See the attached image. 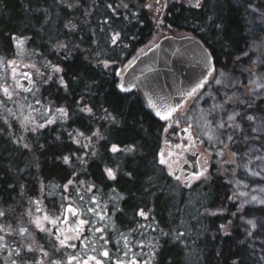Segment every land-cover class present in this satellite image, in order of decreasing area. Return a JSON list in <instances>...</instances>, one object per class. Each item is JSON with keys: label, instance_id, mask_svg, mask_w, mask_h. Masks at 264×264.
<instances>
[{"label": "trees", "instance_id": "trees-1", "mask_svg": "<svg viewBox=\"0 0 264 264\" xmlns=\"http://www.w3.org/2000/svg\"><path fill=\"white\" fill-rule=\"evenodd\" d=\"M145 2L78 0L70 12L54 0H0V86L3 63L15 57L13 36L25 41L24 54L44 77L28 99L35 130L0 119V211L24 207L40 191L45 208L56 214L65 199L74 204L86 223L58 262L92 256L101 264H264V201L252 199L264 196V159H256L264 158V127L255 125L264 121V0H201L197 9L173 4L160 18L164 30L199 39L215 71L236 81L211 92L223 112L240 114L231 122L239 128L202 140L208 175L190 192L157 165V154L177 133L174 124L156 121L133 92L117 87L119 73L155 43ZM109 3L118 6L115 13ZM58 42L65 47L56 49ZM83 105L93 114L80 112ZM61 107L67 117L57 114ZM76 132L83 133L79 143ZM113 145L119 151L113 153ZM259 163L262 170L255 171Z\"/></svg>", "mask_w": 264, "mask_h": 264}, {"label": "rangeland", "instance_id": "rangeland-1", "mask_svg": "<svg viewBox=\"0 0 264 264\" xmlns=\"http://www.w3.org/2000/svg\"><path fill=\"white\" fill-rule=\"evenodd\" d=\"M54 1L59 5H64V7L69 9L70 12L78 8L77 7L78 0H54ZM149 2L153 3L152 10L147 9L144 6L143 7L148 12L151 21L154 24L155 35L153 40L155 41V43L159 39L165 36H173L176 38L188 36L184 33L175 30L173 31L164 30L159 23L162 14L169 7L173 6V4L188 6V0H179V2H177V0H160L159 4H156L155 0H146L145 4ZM68 4H73L75 6L69 8L67 6ZM161 5H163V7H161ZM156 9H159V11H156ZM12 61H15L14 65L10 63ZM1 70L3 71L1 78V80L3 79L2 86L3 87L12 86L10 87V91L12 90V88L15 87L16 80L19 81L21 79L27 80V78L24 77L23 75L25 73H27L28 76H30L32 82L29 83V80H27L29 83V88H28L29 91H24L23 85H22L23 88H16L11 100L7 99L3 95L2 90H0V119L4 123H7V121L13 119V121H16L18 123L20 129L23 132H26V130H32L35 127V118L33 113L34 111L31 109L30 100L28 101V99H31V97L35 95L37 87L44 82L42 80L44 79V77L40 73L42 71V68L33 64L32 62H29L24 52L20 53L19 50L16 49L15 57L11 60L5 61L2 65ZM124 70H122L119 73V81H120V76ZM13 71H15V77L13 76ZM217 80H220L223 85L228 87L234 86L236 84V81L233 80L232 78L229 77L224 78V75L221 71H214V74L209 78L208 82L204 85L205 89H203L204 88L203 87L202 88L203 91L201 92L199 91L190 100H188L185 106L179 112H177L173 117L172 123H178L180 125L179 129L187 128L189 127V125H191V127H189V133L194 144L191 145L190 152L191 153L197 152L200 154L199 169L201 170V172H203V175H200V177L198 178H194L193 176L187 179L189 183L187 189L188 192H190L191 189L195 187L198 183L205 181V178L208 175L207 173L209 167V164L207 162L208 156H206L202 148L201 145L202 140L204 139L205 141H208L209 135H211L214 138L222 134L223 131L227 129V127L225 129L216 128V125L220 123L222 119L223 121L227 122V115L230 114L228 111L224 110L225 112H223L221 108L217 107L219 102L216 100V97L211 92L213 86L217 85L216 83ZM47 81H49L48 78ZM221 82L219 84H221ZM9 109L12 110L11 115L8 112ZM57 114L60 115L59 113ZM25 117H28L29 119L25 121L24 120ZM259 119L256 120L255 125L259 129H262L264 127V121L262 119L260 120ZM204 122L205 125L202 126V123ZM179 129H177V132ZM213 129L215 130L214 134L212 132ZM195 141H198L199 144H195ZM177 143H178V136L176 133L174 137L173 136L170 137V140L166 144L165 148L161 151L162 157L166 159V163L161 166L162 167L161 169H163L164 173L171 179L173 172L176 171L185 163V160L180 158V152L176 151L175 148L173 149L171 147L172 145H177ZM225 158L228 159V156H226ZM253 163L254 162H252V164ZM254 166H255L254 169L255 171L262 170L259 167L260 163ZM261 167H263V165ZM224 170L226 169H222V171ZM170 171L172 173L171 175L169 174ZM183 181L184 180L182 174L180 175L179 179L174 180V182L178 185L179 188H182ZM42 195L43 193L42 191H40L35 198H32L31 200L26 202L24 207L8 208L3 211L5 215L0 216V226L3 227V230H0V236L4 237V240L0 241V243H3L5 245L3 249H0L1 264H10L11 259H17L19 264L20 257H16L14 254L12 257L8 256L9 251L13 248L22 251V254L24 256L29 257L30 258L29 264H32V261L34 260H42L44 264H51L52 260L58 261V257L61 255L60 253L61 249H64L70 246L71 244H74L77 241V239L75 238L65 240V244L67 246L62 247L59 244V241L57 240L55 235H49V233L41 232L39 231V229H37L33 221L37 217H40L43 226L51 229L53 233L57 231V228L63 230V235H61L60 237L61 239H64L65 235L73 236V233L70 231V229H67L66 226L65 227L61 226L60 221L57 222L56 226H53L52 224L43 221V217L45 215H48L50 218L60 217V220L62 221L64 207L61 209V211L58 214L52 212L51 210L45 208L43 204ZM259 197L260 199L256 198V202H263L264 196L261 194V196ZM37 201L39 202V205H37L36 203ZM67 204L72 205L74 208H76L74 204L70 203L69 200L65 199V205ZM37 207L40 208V211H37ZM78 220L80 219L78 218ZM83 226H85V224ZM20 227H25L28 229V232L23 237L19 234ZM29 245L33 247L34 251L27 252V247ZM45 251L48 253V257L43 256V252ZM68 260L69 259H66L63 262H58V264H67ZM83 261H81L80 264H83ZM73 264H75V261L73 262Z\"/></svg>", "mask_w": 264, "mask_h": 264}, {"label": "water", "instance_id": "water-1", "mask_svg": "<svg viewBox=\"0 0 264 264\" xmlns=\"http://www.w3.org/2000/svg\"><path fill=\"white\" fill-rule=\"evenodd\" d=\"M194 4L195 0H188L189 8L197 9L198 7H194ZM214 71V59L199 39L193 36L181 38L165 36L128 65L120 76L119 84H123L129 90L125 92H121L119 88L118 90L125 95L133 92L146 113L160 123H168L173 120L174 115L185 106L186 102L201 91L203 87L190 97L185 96L184 93L190 91L201 80L206 81L204 86ZM28 77L30 78V76ZM27 80L29 79L27 78ZM27 80L21 79L19 81L24 88H29ZM149 100L157 107L166 108L176 104H181L182 107L172 114L170 120L164 121L156 116L155 110L149 106ZM174 127L179 129V124L174 123ZM185 129L188 130L185 131ZM188 133L189 127L179 129L177 132L178 139H183ZM195 144H199V142L195 141ZM184 157L185 163L173 172L172 179L175 180L182 174L184 180L182 188L186 190L189 185L187 179L196 177L198 173H201L198 165L200 154L197 152L186 153ZM162 158V153L159 152L157 165L160 167L166 163L165 158H163L165 163L160 162ZM68 207L74 208L69 204L63 208V217L67 215L68 222L67 224H60L71 229L78 220L79 212L74 208L77 212V215L74 216L66 211ZM89 264H95V262L91 260Z\"/></svg>", "mask_w": 264, "mask_h": 264}, {"label": "snow or ice", "instance_id": "snow-or-ice-1", "mask_svg": "<svg viewBox=\"0 0 264 264\" xmlns=\"http://www.w3.org/2000/svg\"><path fill=\"white\" fill-rule=\"evenodd\" d=\"M159 2H160V0H155V3H156V4H159ZM67 6H68L69 8H72V7H74L75 5H73V4H68ZM193 6H194V7H199V6H200V0H195V4H194ZM116 7H118V6H114L112 3H109V4H108V8L111 9L114 13L116 12ZM123 7H124L125 9H127V8H128V4H127V3H124V4H123ZM144 7H146V8L149 9V10H152V9H153V3H152V2H149V3L145 4ZM161 7H163V5H161ZM156 11H159V9H156ZM106 22H107V21H106ZM66 27L69 28L70 31L74 30V28H75V26L72 25L71 23H69L68 25H66ZM217 27H220V26L217 25ZM118 35H119V34L117 33V34H114V35L112 36V43H113V44H115V43L117 42ZM12 39H13V41H14V43H15V46H16L17 49L19 50V52L22 53V52H23V45H24L25 41H24L23 39H19V38L15 37V36H13ZM55 47H56V49H63V48L65 47V44H64L63 42H58V43L55 45ZM10 63H11L12 65H14V64H15V61H12V62H10ZM104 65H105L106 68L108 67L107 62H104ZM50 66L52 67L53 72L58 73V72H61V71H62V69H61L60 67H58V66H54V65H50ZM37 71H38V70H37ZM23 75H24L26 78L29 79V83L32 82L31 79L28 77V74H27V73H25V74H23ZM41 75H42V74H41ZM13 76L15 77V71H13ZM51 79H52V77L49 76V77H48V80H51ZM205 82H206L205 80H201V81H200L199 83H197V84L195 85V87H193L190 91H186V92L184 93V95H185V96H188V97L192 96L193 94L196 93V91H197L199 88H202V87H203V84H204ZM220 82H221L220 80H217V81H216L217 84H219ZM59 84H60L61 87H64L65 89H67V84L65 83V80H64L63 77H60V79H59ZM10 87H12V86H8V87L0 86V90H2L3 95H4L7 99H9V100L12 99L13 94H14L16 88H23V86L20 84L19 80H16V81H15V87L12 88L11 91H10ZM117 87L120 89L121 92H125V91H128V90H129V89L125 88V87L123 86V84H119V85H117ZM23 90H24V91H29L28 88H23ZM229 99H230V98H229ZM227 102H228V101L226 100L225 103H227ZM149 106L152 107V108L155 110V114H156V116L159 117V119L164 120V121H168V120H170L171 117H172V114H173L175 111H177L178 108L182 107L181 104H176V105H174V106H173V105H169V106H167L166 108L163 107V106H162V107H157V106H156L151 100H149ZM217 107H221V106L218 105ZM56 111H57L61 116H63V117H67V115H68L67 111H66L64 108H62V107H61V108H57ZM79 111L82 112V113L88 114V115H92V114H93V109L90 108V107H88L87 105H83V106H81L80 109H79ZM8 112H9L10 115L12 114V110H11V109H9ZM105 112H106V114H107V109H105ZM107 115H110V114H107ZM239 115H240L239 113L228 114V115H227V122L223 121V119H222L221 122L218 123V124L216 125V128H217V129H225L226 127H234V125H233L232 123H229V122H234V121L236 120L237 116H239ZM28 119H29L28 117H25V118H24L25 121H27ZM247 119L251 121V120L253 119V117L249 115V116H247ZM22 122H23V121H22ZM53 122H54L53 119H49V120L47 121V123H49V124H51V123H53ZM37 127H41V128H42V127H44V125H43V124H40V125H37ZM189 127H191V125H189ZM238 128H239V125L237 124V125H235L234 130H235V129H238ZM33 130H35V129H33ZM187 130H188V129H185V131H187ZM253 131H255V130H253ZM212 132H213V134H214V133H215V130L213 129ZM69 135L72 136L73 133H69ZM82 135H83V133H80V132H76V133H75V137H74V139H75V142H76V143H79V140L76 139V138H78V137H80V136H82ZM93 135H94V136H99V134L96 133V132H94ZM100 138H102V137H100ZM89 139H91V138H89ZM209 139H212V136H211V135H209ZM217 139H218V138H217ZM228 139H229V140H232V139H233V136H232V135H229V136H228ZM25 147H27V145H25ZM85 147H87V146L85 145ZM128 150L131 151V149H128ZM111 151H112L113 153L119 151L118 146H117V145H113L112 148H111ZM256 159H264V158L257 156ZM160 162H161L162 164L165 163V161H164L163 158L161 159ZM64 163H65V164L69 163V157H67V156L64 157ZM249 163H251V161H249ZM246 166H247V165H245V167H246ZM205 171H206V169H205ZM105 173H106V175L108 176L109 179H115V178H116V177H115V173H114V171H113L112 169H110V168H105ZM169 174H170V175L172 174L171 171H170ZM256 174H257V173H252V175H256ZM200 175H203V172L198 173V174L196 175V177H194V178H198ZM176 178L179 179V177H176ZM72 183H73V181H72V180H69L68 183H67L66 185H64V189H65L66 192L69 190L68 186L71 185ZM90 190H91V188H89V191H90ZM252 199H253V200H256V197L253 196ZM92 202H93V203H96L95 198H93V201H92ZM36 203H37V205H39V202H38V201H37ZM37 211H40V208H39V207H37ZM66 211H67L68 213H71V214L74 215V216L77 215L76 210H75L74 208H72V207H68V208L66 209ZM89 211H94V209H89ZM138 214H139L140 216H142V217L147 218V215H146V213L144 212L143 209H141V210L139 211ZM213 214H215V213H213ZM4 215H5L4 212H3V211H0V216H4ZM100 219L103 220L104 217L101 216ZM43 221H45V222H47V223H50V224H52L53 226H56L58 221H60L61 223L67 224V222H68V217H67V215H65V216L63 217V220L61 221V220H60V217L50 218L48 215H45V216L43 217ZM33 223L36 225V227H37V229H39V231H41V232H47V233H49V235H55L56 238H57V240L59 241V244H60L62 247H65V246H67V245L65 244V240L74 239V238H75V239H78V238H79V234H80V232L82 231V226L86 223V221H84V220H77L76 223H75V225L70 229V231L73 233V236H67V235H65V236H64V239H61V238H60L61 235H63V230H62V229L57 228V231H56L55 233H53L51 229L46 228V227L43 226L40 217H37V218L33 221ZM222 227H223V225H222ZM0 230H3V227H2V226H0ZM96 231H101V229L96 228ZM27 232H28V229H27V228H25V227H20V229H19V234H20L22 237H23ZM179 235L182 236V235H184V233L181 232V233H179ZM101 239H103V237H101ZM3 240H4V237H3V236H0V241H3ZM4 247H5V245H4L3 243H0V249H3ZM73 247H74V245H73ZM127 247H128V242H127V239L125 238V248H127ZM32 251H34V249H33V247H32L31 245H29V246L27 247V252H32ZM13 254H14L16 257H20V262H19V264H29V259H30V258L27 257V256H24V255L22 254V251H20V250H18V249H16V248H13V249H11V250L9 251L8 256H9V257H12ZM101 254H102L103 256H105V257H108V256H109L108 251H104V252H102ZM126 254H127V253H126ZM43 256H44V257H48V253H47L46 251L43 252ZM91 260H95V264H101V262H100L99 260H96L95 257H92V256H89L86 260H84V261H83V264H89V261H91ZM74 261H75V264H80V260H79V258L76 257V256H72V257H70L69 260L67 261V264H73ZM10 264H18L17 259H11V260H10ZM32 264H44V262H43L42 260H34V261H32ZM51 264H58V261H56V260H52V261H51ZM114 264H126V262L123 261V260L117 259V260L114 262ZM130 264H137V261H136L135 259H133V260L130 261Z\"/></svg>", "mask_w": 264, "mask_h": 264}, {"label": "flooded vegetation", "instance_id": "flooded-vegetation-1", "mask_svg": "<svg viewBox=\"0 0 264 264\" xmlns=\"http://www.w3.org/2000/svg\"><path fill=\"white\" fill-rule=\"evenodd\" d=\"M177 2H179V0H177ZM186 7H188V6H186ZM192 144H194V142H193L192 138L190 137V133H189L183 139H181V140L178 139L177 145H172L171 147L173 149L175 148L176 151H179L180 152V158L185 160V157H184L185 154L186 153H191L190 149H191V145ZM198 165H199V159H198Z\"/></svg>", "mask_w": 264, "mask_h": 264}]
</instances>
